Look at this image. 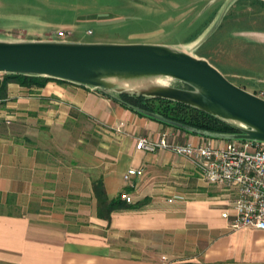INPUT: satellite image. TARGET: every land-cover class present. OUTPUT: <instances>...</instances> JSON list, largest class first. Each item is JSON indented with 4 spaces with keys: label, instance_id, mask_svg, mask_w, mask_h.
Segmentation results:
<instances>
[{
    "label": "crops",
    "instance_id": "0c3cea01",
    "mask_svg": "<svg viewBox=\"0 0 264 264\" xmlns=\"http://www.w3.org/2000/svg\"><path fill=\"white\" fill-rule=\"evenodd\" d=\"M164 133L174 142L203 139L82 86L7 82L0 88V264H264V230L231 228L232 214L221 215L230 201L223 187L205 184L186 157L135 149L137 137ZM128 168L143 174L126 182ZM98 178L108 198L126 192L140 206L113 211L109 222L98 217L91 185ZM135 231L187 244L195 237L196 246L184 252L172 241L153 257L127 255L120 242Z\"/></svg>",
    "mask_w": 264,
    "mask_h": 264
},
{
    "label": "rangeland",
    "instance_id": "374dc122",
    "mask_svg": "<svg viewBox=\"0 0 264 264\" xmlns=\"http://www.w3.org/2000/svg\"><path fill=\"white\" fill-rule=\"evenodd\" d=\"M225 1L0 0V38H63L187 48L212 24ZM58 31L65 35L57 36ZM189 51L208 59L236 85L264 97V6L257 1L232 2L209 36ZM153 104L158 106V102ZM161 234L128 232L121 247L128 250L127 255L153 257L172 241L175 249L184 252L190 244L196 246L195 237L187 244V238Z\"/></svg>",
    "mask_w": 264,
    "mask_h": 264
},
{
    "label": "water",
    "instance_id": "95a60500",
    "mask_svg": "<svg viewBox=\"0 0 264 264\" xmlns=\"http://www.w3.org/2000/svg\"><path fill=\"white\" fill-rule=\"evenodd\" d=\"M234 1L226 0L212 24L187 48L57 38H0V74L61 80L118 102H123L125 95L182 103L235 131L199 129L131 103L126 105L144 116L199 136L264 143V98L236 85L208 59L189 51L209 36ZM159 78L165 81L158 83Z\"/></svg>",
    "mask_w": 264,
    "mask_h": 264
},
{
    "label": "built area",
    "instance_id": "2783aa9c",
    "mask_svg": "<svg viewBox=\"0 0 264 264\" xmlns=\"http://www.w3.org/2000/svg\"><path fill=\"white\" fill-rule=\"evenodd\" d=\"M64 35L63 31L57 32L59 37ZM134 146L149 153L169 150L190 159L205 184L221 186L228 192L229 205L221 215L228 218L232 214L231 228L264 230V143L225 140L216 144L207 137L196 143H181L170 140L164 133L157 138L137 137ZM142 174L141 168H128L123 179L130 182ZM121 198L132 202L126 192L121 193Z\"/></svg>",
    "mask_w": 264,
    "mask_h": 264
},
{
    "label": "trees",
    "instance_id": "16d2710c",
    "mask_svg": "<svg viewBox=\"0 0 264 264\" xmlns=\"http://www.w3.org/2000/svg\"><path fill=\"white\" fill-rule=\"evenodd\" d=\"M254 1H257L261 6H264V2L260 0H254ZM49 80H54L56 82H61V83H67L61 80L50 79V78L39 77V76H29V75H22V74H1L0 88L2 89L7 82H15L23 86L33 85V86L40 87V86H43L44 83ZM122 99H123V102H120V103L123 106L135 112L136 114L146 117L151 120H154V119L144 116L143 114L132 110L126 105V103H131L133 105L139 106L141 108H144L152 112H158L169 119L176 120L184 124H188L195 128L204 129L208 131H214V132H234L235 131L228 124L217 120L216 118L206 114L205 112L194 109L182 103L171 102V101L164 100V99H144L143 97H128L125 95L122 96ZM154 102H158V106L155 107V105L153 104ZM159 123H161L164 126H169L162 122H159ZM180 131L185 132L184 130H180ZM185 133L197 135L195 133H189V132H185ZM91 185H92L93 195L95 199H97V215L100 218L106 219L108 222L111 219V213L113 211L120 209V208H125V207L137 208L140 206V203H135V204L127 203L125 200L121 198V194H119L117 197H114V198H108L105 193L101 178L93 179Z\"/></svg>",
    "mask_w": 264,
    "mask_h": 264
},
{
    "label": "bare ground",
    "instance_id": "6f19581e",
    "mask_svg": "<svg viewBox=\"0 0 264 264\" xmlns=\"http://www.w3.org/2000/svg\"><path fill=\"white\" fill-rule=\"evenodd\" d=\"M165 81V78L163 79V78H159L158 79V83H163Z\"/></svg>",
    "mask_w": 264,
    "mask_h": 264
}]
</instances>
